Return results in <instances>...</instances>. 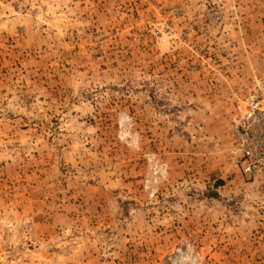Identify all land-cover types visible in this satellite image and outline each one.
<instances>
[{
  "label": "rangeland",
  "instance_id": "1",
  "mask_svg": "<svg viewBox=\"0 0 264 264\" xmlns=\"http://www.w3.org/2000/svg\"><path fill=\"white\" fill-rule=\"evenodd\" d=\"M256 78L264 0H0V264H264Z\"/></svg>",
  "mask_w": 264,
  "mask_h": 264
},
{
  "label": "built area",
  "instance_id": "2",
  "mask_svg": "<svg viewBox=\"0 0 264 264\" xmlns=\"http://www.w3.org/2000/svg\"><path fill=\"white\" fill-rule=\"evenodd\" d=\"M229 164L264 186V78L231 91Z\"/></svg>",
  "mask_w": 264,
  "mask_h": 264
}]
</instances>
